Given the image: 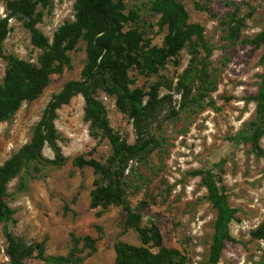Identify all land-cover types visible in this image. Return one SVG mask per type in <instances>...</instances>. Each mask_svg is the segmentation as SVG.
I'll use <instances>...</instances> for the list:
<instances>
[{
	"label": "rangeland",
	"instance_id": "374dc122",
	"mask_svg": "<svg viewBox=\"0 0 264 264\" xmlns=\"http://www.w3.org/2000/svg\"><path fill=\"white\" fill-rule=\"evenodd\" d=\"M17 0H0V23L6 35L0 42V82L8 56L39 65L43 49L32 44L23 19L10 6ZM42 12L36 28L52 42L54 32L75 19L73 0H31ZM188 22L199 24L209 52L192 36L177 56L166 59L157 70L146 66L147 50L161 48L167 33L159 25L160 13L151 0H123L127 16L123 31L135 30L142 37L139 65L128 69L130 89L147 94L156 88L153 115L144 124L154 146L141 160L128 163L123 177L127 202L140 206L141 227H158L162 244L178 250L186 264H202L208 258L216 209L207 199L205 177L225 191L235 210L229 223L231 241L224 243L217 264H256L264 242L251 232L264 221V155L243 135L256 119V94L264 73V45L253 48L248 40L264 29V0H178ZM231 15L243 20L231 34ZM86 42L80 39L67 53L69 64L50 75L35 99L23 102L6 120L0 121V165L27 144L42 113L64 83L80 80L86 60ZM204 70L210 87L199 76ZM93 96L103 105L109 126L128 144L136 141L133 119L121 112L116 96L102 87ZM56 144L64 160L59 164L29 162L6 185V203L13 209L10 220L0 219V264H10L5 253V231L27 244H41L43 255L80 258L78 264H116L114 244L118 241L140 246L134 228L124 226L125 213L119 205L89 207L96 175L89 166L74 164L77 157L105 164L112 149L104 137L89 134L84 118V99L73 96L55 111ZM264 150V135L258 140ZM42 156L53 159L44 144ZM143 203V205H141ZM93 239L91 245L83 238ZM80 238L73 249V238ZM156 249H152L155 251ZM26 264H47L37 251ZM71 264V263H69Z\"/></svg>",
	"mask_w": 264,
	"mask_h": 264
},
{
	"label": "trees",
	"instance_id": "16d2710c",
	"mask_svg": "<svg viewBox=\"0 0 264 264\" xmlns=\"http://www.w3.org/2000/svg\"><path fill=\"white\" fill-rule=\"evenodd\" d=\"M75 19L58 27L54 32L52 42L36 28L42 18L41 11H35V3L31 0H17L10 4L12 14L23 19V26L30 33L33 45L43 49L39 58V65L26 62L15 56H8L2 81L0 82V121L8 119L23 102L37 98L47 86L50 75L61 72L69 64L67 53L73 50L80 39L86 42V60L81 72L80 80H70L64 83L61 90L52 96L45 107L42 116L34 128L30 141L12 154L0 165V219L10 220L13 209L5 200L6 185L29 162L46 161L59 165L63 160L60 148L56 144L57 132L54 127L56 109L67 104L76 94L84 99V118L89 123V134L93 137H104L111 145V155L105 164L89 158L77 157L74 164L78 167L89 166L93 169L96 179L90 192L89 207H106L119 205L125 218L124 226L132 227L141 241L140 246H134L118 241L114 244V260L116 264H186L185 256L178 250L167 248L162 244V237L158 227L151 224L141 227L140 206L132 208L127 202L123 177L128 163L141 160L154 146V140L147 136L144 124L154 113L153 100L156 88L148 93L149 97L140 89H130L128 69L139 65L138 54L142 47V37L135 30L123 31L127 16L122 13L123 0H73ZM43 6L50 4L49 0H42ZM152 8L160 13L159 25L166 26L167 33L161 48L147 50L146 66L149 70H157L163 62L178 55L179 51L191 42L192 36L209 52L203 39V29L199 24L188 22V14L181 1L151 0ZM228 22L231 34L238 31L243 20L231 15ZM5 20L0 23V42L6 35ZM248 43L253 48L264 45V29L258 32ZM264 69V53L260 57ZM199 76L203 85H209V79L204 70ZM102 87L109 94L116 96L119 110L133 119L136 141L128 144L121 139L109 126L103 105L93 96V89ZM256 104V119L250 123L249 130L243 137L254 144L257 154L264 155V150L257 144L264 135V73L261 76L256 94L249 97ZM53 150V159L42 156L44 144ZM204 184L209 189L208 201L216 209L212 242L209 247L208 258L202 264H217L226 241H231L229 223L235 218V210L229 206L225 191L218 188L212 178L205 177ZM143 205V203H141ZM251 235L264 242V221L261 222ZM5 253L10 264H26L34 251L47 264H78L80 258L72 252L66 256L43 255L41 244L31 245L5 231ZM91 245L93 239L83 238ZM80 238H73V249ZM156 249L152 251V249ZM256 264H264V250Z\"/></svg>",
	"mask_w": 264,
	"mask_h": 264
}]
</instances>
